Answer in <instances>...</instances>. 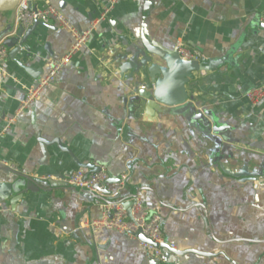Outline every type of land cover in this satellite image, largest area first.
Returning a JSON list of instances; mask_svg holds the SVG:
<instances>
[{
    "label": "crops",
    "instance_id": "crops-1",
    "mask_svg": "<svg viewBox=\"0 0 264 264\" xmlns=\"http://www.w3.org/2000/svg\"><path fill=\"white\" fill-rule=\"evenodd\" d=\"M46 1L79 31L92 27L103 8L102 0ZM263 14L264 0H122L4 133L44 75L46 59L61 58L72 45L56 23L38 26L24 46L28 54L18 57L33 72L8 57L0 65V161L44 191L14 205L20 189L0 200V264H153L139 240L87 227L104 202L40 179L72 174L77 164L103 167L120 180L106 184L117 199L98 196L140 199L178 251L212 255L171 254L168 264H264V99L252 106L244 97L264 84ZM14 24L15 10L0 13V33ZM142 36L218 62L194 73L186 92L223 128L219 134L209 138L163 108L130 107L134 73L121 77L116 56L139 61ZM12 172L0 170V182L20 180Z\"/></svg>",
    "mask_w": 264,
    "mask_h": 264
},
{
    "label": "water",
    "instance_id": "water-1",
    "mask_svg": "<svg viewBox=\"0 0 264 264\" xmlns=\"http://www.w3.org/2000/svg\"><path fill=\"white\" fill-rule=\"evenodd\" d=\"M19 1L20 0H0V13H7L15 10ZM40 25L43 24L34 22L27 29H24L22 26H15L14 24L8 26L0 33V42H2L9 50L8 58L27 73H32L33 70L26 67L22 60H18V57L21 59V54L25 51L24 46L32 37L36 28ZM140 40L142 49L141 51L134 52V54L141 56L139 61L136 62L137 58L135 57V60L125 62L127 59L126 56H116L117 65L123 62V64L119 66L121 77H124L129 72L134 73V77L131 79L134 86L131 88L129 98L126 100L130 107L134 108L136 111H141V109L146 111L150 108H156L159 110L160 108H163L173 115L184 116L185 119H188L194 125L197 124L199 126V130L205 131L209 138H213L214 135L219 134L223 128L219 126L216 121H214L210 112H201L196 110L192 103L193 97L188 96L186 92V86L193 78L194 73L208 71L216 67L218 62L214 60L183 61L178 56L176 49L168 51L159 46H155L149 42L145 36H142ZM25 52L28 54L27 49ZM28 57L29 55L26 56V58ZM216 143L220 146L222 144L221 139L217 138ZM77 165L79 168L86 170L87 172H98L100 170V167L95 166L94 164ZM0 170L12 172L10 168L2 166L1 164ZM12 173L20 180L12 183L0 182L1 201L8 199L13 191H16V189L20 190L19 193L10 200L11 205H14L15 202L19 201L24 194L44 191V188H42L33 178L16 172ZM257 177L258 174L255 173L253 178L247 181L256 180ZM115 183L120 184V180L115 181L112 178H109L105 184L95 186L93 190L90 191L75 189L58 181H47V184L50 186H61L67 190L85 193L102 203L110 202L98 195L110 197L112 194L108 191L106 184ZM134 198L135 196L130 195L126 200L119 202L122 203L123 208L129 212L132 204L131 200ZM136 237L143 243L151 244V242L148 241L141 233H137ZM161 247L167 249L171 254L179 257H183L188 254H195L197 256L207 258L212 257L210 254L194 250L178 251L169 250L167 246L164 245ZM151 262L153 264H159L158 261L153 258H151Z\"/></svg>",
    "mask_w": 264,
    "mask_h": 264
},
{
    "label": "built area",
    "instance_id": "built-area-1",
    "mask_svg": "<svg viewBox=\"0 0 264 264\" xmlns=\"http://www.w3.org/2000/svg\"><path fill=\"white\" fill-rule=\"evenodd\" d=\"M33 1L35 0L19 1L15 8V26H22L24 29H27L34 22L43 25H48L51 22H54L59 28L70 35L72 45L70 50L61 58L46 59V70L44 75L36 85L27 90L16 116L7 120L3 128L4 133L9 131L14 120L20 116L24 110L29 108L31 104L37 101L44 90L56 80L59 72L69 64L72 57L75 56L89 41L96 24L103 21L106 15H108L109 12L122 0H102L103 8L99 18L92 27L85 31H79L76 27L71 25L63 13L48 1L37 0L38 2L43 3V7L41 8L32 6ZM261 23L264 25V14L261 18ZM176 50L178 56L183 61L199 60L193 53L183 46H178ZM8 52L9 50L2 42H0V65L8 57ZM244 97L250 105L257 106L264 99V84L248 90ZM0 164L10 169H14L2 161H0ZM40 179L42 181H58L75 189L92 191L95 186L105 184L109 179V175L103 167H100L98 172H87L86 170L79 169L72 174L63 175L60 178L45 176ZM122 180H126L125 175L122 176ZM110 197L114 200L118 197V193H114ZM109 202L110 203L101 205V217L97 220L90 221L87 224V227L94 231H116L133 239H137L136 234L141 233L151 242V244L139 241L140 247L147 251L153 259L158 261L159 264H168L171 253L161 246H167L169 250H177V248L174 242L166 240L163 236L160 217L156 214L150 213L138 198L131 200L132 204L129 212L123 208L122 203L113 201Z\"/></svg>",
    "mask_w": 264,
    "mask_h": 264
}]
</instances>
